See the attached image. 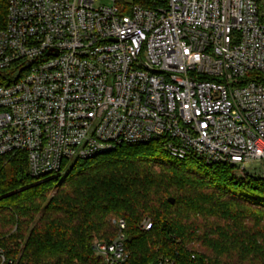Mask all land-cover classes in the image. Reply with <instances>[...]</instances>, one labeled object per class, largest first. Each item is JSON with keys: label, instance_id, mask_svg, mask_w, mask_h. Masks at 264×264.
<instances>
[{"label": "built area", "instance_id": "obj_1", "mask_svg": "<svg viewBox=\"0 0 264 264\" xmlns=\"http://www.w3.org/2000/svg\"><path fill=\"white\" fill-rule=\"evenodd\" d=\"M110 1L8 0L0 157L23 156L39 181L71 161L159 141L173 159L253 178L246 165L264 163L260 0ZM113 224L117 236L95 239L93 253L129 264L126 224Z\"/></svg>", "mask_w": 264, "mask_h": 264}, {"label": "trees", "instance_id": "obj_2", "mask_svg": "<svg viewBox=\"0 0 264 264\" xmlns=\"http://www.w3.org/2000/svg\"><path fill=\"white\" fill-rule=\"evenodd\" d=\"M7 4L0 0V27ZM232 170L173 159L159 141L39 181L23 156L0 157V252L15 264H100L93 239L112 241L122 220L129 264H264V180ZM146 218L149 232L140 228Z\"/></svg>", "mask_w": 264, "mask_h": 264}, {"label": "rangeland", "instance_id": "obj_3", "mask_svg": "<svg viewBox=\"0 0 264 264\" xmlns=\"http://www.w3.org/2000/svg\"><path fill=\"white\" fill-rule=\"evenodd\" d=\"M96 6H112V2L110 0H99V2L97 3ZM261 6H262V16H264V0H261ZM73 163H74L73 161L69 162L68 166L65 169V171L63 172V174L58 176V178H63L69 172V170L72 168ZM246 172L248 173L249 176H251L253 178H258V179L264 180V163L263 164H260L257 162L249 163L246 165ZM232 174L236 179L250 178L247 176H243L242 174L236 172V170H234V169L232 170ZM53 192H55V191H53ZM95 239H97V238H94L93 241Z\"/></svg>", "mask_w": 264, "mask_h": 264}, {"label": "water", "instance_id": "obj_4", "mask_svg": "<svg viewBox=\"0 0 264 264\" xmlns=\"http://www.w3.org/2000/svg\"><path fill=\"white\" fill-rule=\"evenodd\" d=\"M169 202H170L171 204H173V203H174V199H169Z\"/></svg>", "mask_w": 264, "mask_h": 264}]
</instances>
